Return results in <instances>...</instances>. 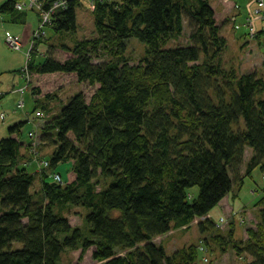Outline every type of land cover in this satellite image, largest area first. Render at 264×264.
Returning <instances> with one entry per match:
<instances>
[{
	"label": "trees",
	"instance_id": "trees-1",
	"mask_svg": "<svg viewBox=\"0 0 264 264\" xmlns=\"http://www.w3.org/2000/svg\"><path fill=\"white\" fill-rule=\"evenodd\" d=\"M20 1L0 0V15L24 24L29 12L18 10ZM38 1L45 11L65 1L49 27L59 35L77 30L80 0ZM93 3L96 37L49 45L42 60L38 46L46 39L30 45L23 75L35 112L47 117L57 93L41 85L54 77L97 88L89 100L76 93L45 120L41 144L54 151L41 172L21 164L25 121L0 139V264H59L64 250L81 249L82 258L92 247L95 264H199L196 244L169 255L155 240L195 220L209 241L249 256L246 264H264V188L246 239L219 231L210 216L255 168L264 173V74L224 66L228 40L210 0ZM186 21L189 43L165 47ZM131 38L146 45L138 63L126 56ZM69 162L65 178L58 166ZM58 172L63 181L54 179ZM70 206L86 209L85 230L63 214ZM17 241L22 247H13Z\"/></svg>",
	"mask_w": 264,
	"mask_h": 264
},
{
	"label": "rangeland",
	"instance_id": "rangeland-1",
	"mask_svg": "<svg viewBox=\"0 0 264 264\" xmlns=\"http://www.w3.org/2000/svg\"><path fill=\"white\" fill-rule=\"evenodd\" d=\"M27 1L29 2V0ZM80 3L76 11L77 30L63 35H59L53 27H49L51 21L43 26V16H41L40 11L41 4H36L34 9L28 8V18L24 24L11 21L8 15H0V82L2 83L0 87V139L9 135L8 128L12 124L26 122L22 134V141H25V145L22 150L21 164L27 165L32 172H36V170L41 172L42 168H46L45 159L54 151V147L41 144L40 131L45 120L50 118L52 114L55 115L59 112L76 93L84 92L86 99L89 100L97 88V85L84 84L69 76L64 78L54 77V81L45 82L44 85L42 83L41 86L46 91L56 92L57 95L54 99L48 101L50 111L47 117L38 118L39 114L34 111L36 105L34 94L30 92L29 82L26 80V76L23 75V69L26 68L29 61L27 55L31 50L32 35L35 31L45 30L46 32L45 36H41V38L46 39V42H42L38 46L37 57L41 60L49 45L54 44L59 47L58 45L63 42L73 45L76 40L96 37L94 14L92 13L95 3H93V0H80ZM210 4L216 9V19L221 26L222 34L228 40L227 48L222 56L224 66L234 68L239 74L250 71H257L260 75L264 74V33L261 34L259 31L264 26V0H210ZM58 9H61V7L56 10ZM251 27L254 28L252 32ZM190 30L189 23L186 21L183 35L170 41L165 47L189 43ZM30 31L32 32L28 38ZM8 34L20 35L23 38V47L20 51L7 45L6 37ZM145 48L144 43L136 38H131L128 42L126 56L130 58L131 63H138L145 54ZM106 59L108 58H97L95 63ZM56 74L62 75V73ZM29 140H32V142H27ZM250 151L246 152V161L249 158ZM71 164L72 162H69L58 166V171L63 173V177L66 178ZM105 183L106 180L102 177L100 184H97V189L100 190ZM40 188L41 181L38 180L32 189L36 193V198L41 194ZM262 188H264V173L257 167L252 177L246 176L244 178V185L239 187L238 191L236 186L232 194L211 211L219 231L225 234L235 230L236 238H246L247 227L256 226L258 221L255 204L262 196ZM190 192L192 195L197 196L199 187L191 188ZM62 212L69 218V222L73 226L82 227L85 230L84 216L87 211L84 207L70 206ZM210 216L212 215L210 214ZM198 222L199 220H195L190 227L183 226L179 229H173L170 233L161 235L155 240L157 243L164 245L169 255L182 246L196 244L200 251L199 264H246L251 259L245 254L239 255L236 253L232 246L223 249L217 243L209 241L206 238L209 237L208 233L202 234L200 232ZM13 247H22V243L17 241L13 244ZM93 250V247L88 249L84 256L80 258L81 249H66L60 255L61 258L58 263L95 264Z\"/></svg>",
	"mask_w": 264,
	"mask_h": 264
},
{
	"label": "built area",
	"instance_id": "built-area-1",
	"mask_svg": "<svg viewBox=\"0 0 264 264\" xmlns=\"http://www.w3.org/2000/svg\"><path fill=\"white\" fill-rule=\"evenodd\" d=\"M39 3V1L38 0H29V2L27 1V0H25V1H20L18 4H17V6H18V9H20V10H25V9H27V10H29V9H34V8H36V4L37 5H40V3ZM66 4H65V1H61V3H55V5H54V7H52L51 8V10L50 11H45L42 7H41V5H40V11H41V13H42V15L41 16H43V26H45L46 24L45 23H47V22H50L51 21V18H52V12H54V10H56L58 7H64ZM29 7H31V8H29ZM29 8V9H28ZM252 28V30H251V32L252 31H254V28L253 27H251ZM255 34L257 33V31L256 32H254ZM46 35V32H45V30H41V32H39L38 30L37 31H35L34 33H33V38L34 39H40L41 38V36H45ZM6 43H7V45L8 46H10L11 48H14L15 50H19L20 51V49L23 47V38H21V36L19 35V36H17V35H12V34H8V36L6 37ZM32 43H33V41H32ZM27 57H29V53H28V55H27ZM27 72V71H26ZM25 76H26V78L28 79V74H24ZM37 114H39V117L40 118H44L45 117V115L42 113V112H37ZM47 164H48V161L46 162V166H47ZM53 177H54V179H56V181H63V179H62V175H61V173L60 172H58V174H53Z\"/></svg>",
	"mask_w": 264,
	"mask_h": 264
},
{
	"label": "crops",
	"instance_id": "crops-1",
	"mask_svg": "<svg viewBox=\"0 0 264 264\" xmlns=\"http://www.w3.org/2000/svg\"><path fill=\"white\" fill-rule=\"evenodd\" d=\"M212 7H213V6H212ZM213 8H214V7H213ZM214 9H215V8H214ZM237 21H238V18H237ZM33 30H34V29H33ZM33 30H32V31H33ZM32 31L29 32L28 38L30 37V34H31ZM28 142H29V141H28ZM251 154H252V152L250 151V155H249V157L251 156ZM248 159H249V158H248ZM248 159H247V160H248ZM226 197H227V196H226ZM226 197H225V198H226ZM225 198H223V200H225ZM223 200H222L221 202H223ZM221 202H220V203H221ZM220 203H219V204H220ZM219 204H218V205H219ZM223 208H224V207H223ZM211 215L213 216L212 212H211ZM246 238H247V237H246ZM246 238L244 237L243 239H246Z\"/></svg>",
	"mask_w": 264,
	"mask_h": 264
}]
</instances>
